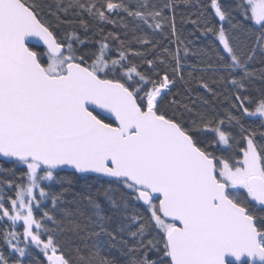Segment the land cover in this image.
<instances>
[{
	"label": "snow or ice",
	"instance_id": "1",
	"mask_svg": "<svg viewBox=\"0 0 264 264\" xmlns=\"http://www.w3.org/2000/svg\"><path fill=\"white\" fill-rule=\"evenodd\" d=\"M0 264H264V0H0Z\"/></svg>",
	"mask_w": 264,
	"mask_h": 264
},
{
	"label": "trees",
	"instance_id": "2",
	"mask_svg": "<svg viewBox=\"0 0 264 264\" xmlns=\"http://www.w3.org/2000/svg\"><path fill=\"white\" fill-rule=\"evenodd\" d=\"M200 3H202V4L203 3H207V0H200ZM184 10L185 11H192V9H184ZM101 26L105 28V31H108V30H117V29L113 28L112 25H101ZM177 27L181 31L182 37H186L188 39H192V37L189 35V33H191L193 31V27H192L191 24H184L183 26H181L180 23H179V18H178ZM146 31H147V29H146ZM154 39L161 41L165 46L170 47L173 50L175 48V45L174 44H169L166 40H164V38L160 34H156V36L154 37ZM212 40H213V38L211 36L206 37V38L205 37H202L196 43H197V46L198 47L199 46H208L212 42ZM189 59L191 60V62H193V63L195 62V60L193 58L190 57ZM173 91H175V89H173ZM62 174H67V173H62ZM7 194L8 195H12L13 193L8 192ZM45 203H47V202H45ZM137 207L139 208L140 206L138 205ZM140 210L143 211V208H140Z\"/></svg>",
	"mask_w": 264,
	"mask_h": 264
},
{
	"label": "water",
	"instance_id": "3",
	"mask_svg": "<svg viewBox=\"0 0 264 264\" xmlns=\"http://www.w3.org/2000/svg\"><path fill=\"white\" fill-rule=\"evenodd\" d=\"M231 259V258H230Z\"/></svg>",
	"mask_w": 264,
	"mask_h": 264
}]
</instances>
